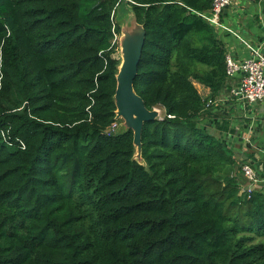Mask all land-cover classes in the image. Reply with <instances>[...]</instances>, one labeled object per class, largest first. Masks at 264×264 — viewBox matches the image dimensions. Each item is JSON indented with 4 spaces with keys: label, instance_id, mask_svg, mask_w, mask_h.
<instances>
[{
    "label": "trees",
    "instance_id": "1",
    "mask_svg": "<svg viewBox=\"0 0 264 264\" xmlns=\"http://www.w3.org/2000/svg\"><path fill=\"white\" fill-rule=\"evenodd\" d=\"M121 1L0 0V264H264V188L241 194L235 153L201 125L195 82L215 99L229 79L198 16L213 0L128 3L146 31L135 91L164 110L142 163L111 130Z\"/></svg>",
    "mask_w": 264,
    "mask_h": 264
},
{
    "label": "crops",
    "instance_id": "2",
    "mask_svg": "<svg viewBox=\"0 0 264 264\" xmlns=\"http://www.w3.org/2000/svg\"><path fill=\"white\" fill-rule=\"evenodd\" d=\"M222 22L241 38L264 51V0H233L232 6L224 13ZM216 32L224 43L227 55H232L241 62L250 58V51L233 33L224 30ZM120 57L122 58V55ZM240 79L241 76L229 77L227 88L215 99L210 98L209 88L195 82L203 100L223 101L221 107L215 105L210 110L205 109L207 115L201 118V125L210 134L226 143L235 153L240 165L242 163L253 165L262 181L258 189H263L264 101L248 104L230 96L231 88L237 86Z\"/></svg>",
    "mask_w": 264,
    "mask_h": 264
},
{
    "label": "built area",
    "instance_id": "3",
    "mask_svg": "<svg viewBox=\"0 0 264 264\" xmlns=\"http://www.w3.org/2000/svg\"><path fill=\"white\" fill-rule=\"evenodd\" d=\"M133 3L131 0H127ZM233 4V0H213L212 8L209 12L198 13V16L207 21L215 30H224L233 33L250 51V58L246 61H238L232 55L226 56L227 75L230 78L241 76L237 86L231 88L230 96L238 101L248 104H254L264 101V53L263 51L253 46L248 41L241 38L236 32L224 25L222 17L224 11L228 10ZM114 14V13H113ZM114 19V15L112 17ZM114 21V20H113ZM113 45L117 44L118 52L120 53V38L118 37L117 28L114 23L112 30ZM223 101L221 99L209 100L206 103V109L209 110L217 105L221 107ZM117 123L111 128L116 130ZM22 147L25 145L22 143ZM241 170L248 184L241 188V194H247L250 198L261 184L257 172L252 164L242 163Z\"/></svg>",
    "mask_w": 264,
    "mask_h": 264
},
{
    "label": "water",
    "instance_id": "4",
    "mask_svg": "<svg viewBox=\"0 0 264 264\" xmlns=\"http://www.w3.org/2000/svg\"><path fill=\"white\" fill-rule=\"evenodd\" d=\"M224 13H227V10ZM122 34V62L116 77V120H124L126 130L133 132L134 145L137 149L136 159L142 163V133L144 126L146 123L159 120L161 112L158 109L150 111L144 100L135 91V82L142 65L143 48L146 40L145 28L134 17L130 26L122 29Z\"/></svg>",
    "mask_w": 264,
    "mask_h": 264
},
{
    "label": "rangeland",
    "instance_id": "5",
    "mask_svg": "<svg viewBox=\"0 0 264 264\" xmlns=\"http://www.w3.org/2000/svg\"><path fill=\"white\" fill-rule=\"evenodd\" d=\"M114 15V23L117 27V33H118V37L120 39H122L123 34H122V29H125L126 26H130L131 24V20L133 21L134 19V14L131 10V6L128 4L127 0H122L117 9H116V14ZM120 25L121 28H118V24ZM119 29V30H118ZM119 45H120V53L118 52V57L120 59V61L122 62V58L120 57L121 53H122V49H121V40L119 41ZM160 110V109H158ZM161 112V117L164 116V110H160ZM117 132H122V131H126V126H125V121L122 119L118 120L117 123V128H116ZM136 156H137V149H136ZM135 156V157H136Z\"/></svg>",
    "mask_w": 264,
    "mask_h": 264
}]
</instances>
